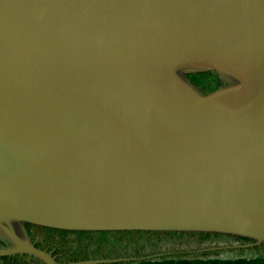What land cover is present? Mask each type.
Listing matches in <instances>:
<instances>
[{"label":"water","instance_id":"water-1","mask_svg":"<svg viewBox=\"0 0 264 264\" xmlns=\"http://www.w3.org/2000/svg\"><path fill=\"white\" fill-rule=\"evenodd\" d=\"M24 225L264 243V0H0V232Z\"/></svg>","mask_w":264,"mask_h":264},{"label":"rangeland","instance_id":"rangeland-1","mask_svg":"<svg viewBox=\"0 0 264 264\" xmlns=\"http://www.w3.org/2000/svg\"><path fill=\"white\" fill-rule=\"evenodd\" d=\"M185 77L202 93L216 87L210 77L198 73ZM242 88L248 93V87ZM29 234L34 246L55 256L58 264H264V249L238 248L222 237L59 233L42 229H30ZM0 264L41 263L26 256H10L1 258Z\"/></svg>","mask_w":264,"mask_h":264},{"label":"flooded vegetation","instance_id":"flooded-vegetation-1","mask_svg":"<svg viewBox=\"0 0 264 264\" xmlns=\"http://www.w3.org/2000/svg\"><path fill=\"white\" fill-rule=\"evenodd\" d=\"M198 74H202L205 77H210L209 74L214 75L216 80L218 82H215L214 84L216 85V88H214V90H217V88H221L222 86L225 85L224 81L222 80V78L218 75L215 74L213 72H202V73H198ZM30 229H40V228H36V227H32V226H27L24 225L21 229L18 228H14V235L12 237H8L6 235H3L2 232H0V251L2 250H6L10 247H19L21 244V248H23V244L24 240H30L31 241V237H30ZM43 230V229H42ZM49 231V230H48ZM53 232V231H52ZM156 235H164V236H171V237H177V238H186L188 236H200V237H204V238H209V237H222V236H211L208 234H196V233H190V234H185V233H160V234H156ZM222 238H227L228 237H222ZM230 238V237H229ZM231 241V240H230ZM236 241V243L239 245V247L245 248V247H252V248H256V249H264V245L262 244H257L256 242L252 243L249 241H247L246 239H242V238H238V239H232V242ZM34 245V243H32ZM20 248V247H19ZM22 257L26 256L28 258V260L30 259L24 252L21 253ZM21 254H19V256H21ZM1 259V258H0ZM41 263V262H39ZM43 264V263H41Z\"/></svg>","mask_w":264,"mask_h":264},{"label":"bare ground","instance_id":"bare-ground-1","mask_svg":"<svg viewBox=\"0 0 264 264\" xmlns=\"http://www.w3.org/2000/svg\"><path fill=\"white\" fill-rule=\"evenodd\" d=\"M141 74H143V73H141ZM141 74H139V75H141ZM142 234H146L147 232H141ZM264 245V244H263Z\"/></svg>","mask_w":264,"mask_h":264}]
</instances>
